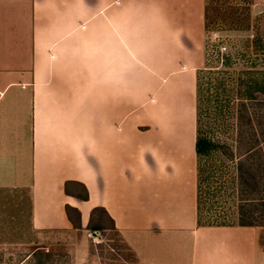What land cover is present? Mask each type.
Listing matches in <instances>:
<instances>
[{
    "label": "crops",
    "instance_id": "obj_1",
    "mask_svg": "<svg viewBox=\"0 0 264 264\" xmlns=\"http://www.w3.org/2000/svg\"><path fill=\"white\" fill-rule=\"evenodd\" d=\"M202 29L203 0H0L1 235L101 209L135 264H264L257 227L197 225Z\"/></svg>",
    "mask_w": 264,
    "mask_h": 264
},
{
    "label": "rangeland",
    "instance_id": "obj_2",
    "mask_svg": "<svg viewBox=\"0 0 264 264\" xmlns=\"http://www.w3.org/2000/svg\"><path fill=\"white\" fill-rule=\"evenodd\" d=\"M201 55L198 70H210L213 84L217 78L221 79L226 89H230L228 75L232 79L245 72L254 77L259 75L256 78L259 84L254 87L244 84L242 88L245 95L251 87L257 89L254 95L264 100V0H203ZM225 56L229 58L227 61ZM242 78L246 81L244 75ZM212 120L210 135L215 146L217 143L232 146L235 136L233 116L227 114L225 108ZM200 162L214 166L215 176L217 174V179L222 176V182L235 176L233 160L218 149L201 158ZM209 172L206 171V177ZM205 189L208 191L202 205L203 220L228 226L242 222L255 224L260 231L258 244L264 251V191L238 198L230 183L221 186L217 183L213 189ZM70 191L83 194L75 185ZM70 215L77 226L76 212L70 210ZM4 232L0 229V264H135L133 255L100 210L94 212L84 230L42 235L39 242L19 235H1ZM33 253L34 259L29 258Z\"/></svg>",
    "mask_w": 264,
    "mask_h": 264
},
{
    "label": "trees",
    "instance_id": "obj_3",
    "mask_svg": "<svg viewBox=\"0 0 264 264\" xmlns=\"http://www.w3.org/2000/svg\"><path fill=\"white\" fill-rule=\"evenodd\" d=\"M228 59L225 56V61ZM220 73L218 72V74ZM211 74V71L206 68H202L196 72L194 144L196 156V221L198 226H228L213 224L209 219L203 220L202 205L208 191L205 188L213 189L217 183H220V186L230 183L234 187L238 198L259 194L261 191H264V100L254 95L258 91L257 89H252L254 85L259 84L258 79H256L259 76L257 74L254 77V74L241 73L237 75V79L233 78L235 82L228 75L230 89H226L224 81L218 78L213 84V80L210 77ZM242 75L245 78L246 76L249 77L244 81ZM244 84L252 86L250 88L251 91L250 89L246 91V95L242 88ZM233 90L236 91V94L229 93ZM221 101L227 107L222 105ZM230 104L231 108H229ZM225 108L227 114H230L234 118L233 128L235 136L233 145L222 146L217 143V146H215V141L210 135L213 124L212 118L224 111ZM217 149L221 154L224 153L229 159L233 160L235 176L231 177L228 181L223 179L222 182V176L220 179H217L214 166L209 164L204 165L200 162L201 158L208 156L212 152H217ZM207 170L210 172L209 176L206 177ZM75 185L83 191L81 196L76 194V197L82 200L87 199L85 188L79 184ZM65 189L66 191L68 190L67 186ZM245 201L247 200L245 199ZM70 210H67L68 218L75 226L74 220L70 215ZM98 210L102 211L101 209L94 210L91 217ZM102 212L104 213V211ZM76 215L78 220L77 212ZM237 226L255 227L256 225L242 222ZM34 255L33 253L29 258Z\"/></svg>",
    "mask_w": 264,
    "mask_h": 264
}]
</instances>
